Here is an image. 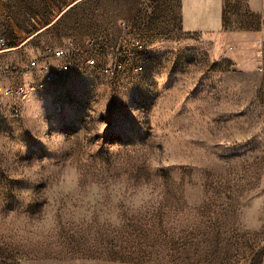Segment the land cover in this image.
I'll return each instance as SVG.
<instances>
[{
    "label": "rangeland",
    "instance_id": "1",
    "mask_svg": "<svg viewBox=\"0 0 264 264\" xmlns=\"http://www.w3.org/2000/svg\"><path fill=\"white\" fill-rule=\"evenodd\" d=\"M57 1L0 0L6 46L48 21L62 5ZM103 5L107 29L93 27L86 3L8 50L0 61L20 74L3 85L27 93L5 98L0 132L18 134L28 148L24 159L54 157L46 145L65 139L105 161L112 145L153 142L171 199L191 207L200 224L173 239L155 225L145 230L130 221L107 241L127 253L113 251L114 258L128 264H264V12L252 11L245 0H223L222 28L202 34L181 28L179 0ZM90 38L106 60L121 59L123 67L106 74L87 64ZM68 40L77 51L54 81L26 69L46 46ZM13 159L2 167L16 168ZM0 185L13 201L16 190L27 187L2 170ZM7 259L0 254V264Z\"/></svg>",
    "mask_w": 264,
    "mask_h": 264
},
{
    "label": "clouds",
    "instance_id": "2",
    "mask_svg": "<svg viewBox=\"0 0 264 264\" xmlns=\"http://www.w3.org/2000/svg\"><path fill=\"white\" fill-rule=\"evenodd\" d=\"M46 147L56 156L24 159L28 148L18 134L0 132V170L27 185L16 190L14 201L0 185V254L7 264H128L112 255L127 253L107 241L130 221L145 230L155 225L173 239L199 226L191 207L171 199L151 140L112 145L108 161L67 139ZM10 156L17 165L11 170L2 167Z\"/></svg>",
    "mask_w": 264,
    "mask_h": 264
},
{
    "label": "crops",
    "instance_id": "3",
    "mask_svg": "<svg viewBox=\"0 0 264 264\" xmlns=\"http://www.w3.org/2000/svg\"><path fill=\"white\" fill-rule=\"evenodd\" d=\"M55 1L58 2L57 0H51V4L55 3ZM245 1L252 11L264 12V0H245ZM61 2H62L61 7H59L55 11L53 9L51 10L53 15L49 17V20L41 24L35 31L29 34L26 38H28L30 35H32L33 33H35L40 29L42 31L39 32L38 34L42 33L43 31H46L56 23L62 21L71 11H74L77 7L84 5L86 3L92 6L90 10L91 13L90 18L91 21L94 22L93 27L94 28L98 27L99 30L107 29L108 10L106 7H103L104 6L103 4L108 2V0H61ZM70 4H72L71 7L66 11H64L63 14L59 16L52 25H49L58 16V14H60V12L65 10V8ZM179 6H180L179 7L180 25L183 30L196 31L198 33L205 34L208 32L219 31L222 28L223 0H179ZM72 25H73L72 27L75 26L74 24ZM33 38H31L29 41H31ZM23 41L21 42L19 41L16 43V45L9 47L6 46L5 43L6 49L0 52V60L4 61V59L6 58L5 54L8 52V50L16 49L17 46Z\"/></svg>",
    "mask_w": 264,
    "mask_h": 264
},
{
    "label": "built area",
    "instance_id": "4",
    "mask_svg": "<svg viewBox=\"0 0 264 264\" xmlns=\"http://www.w3.org/2000/svg\"><path fill=\"white\" fill-rule=\"evenodd\" d=\"M5 37L0 34V52L6 49ZM91 48V54L86 63L95 66L99 71L106 74H113L115 71L123 67L122 60H106L98 51V44L95 38H90L88 42ZM77 51L75 43L68 41L63 46H46L35 57L29 60L26 69L36 70L42 75V80L54 81L61 73L65 72L70 66V60ZM101 54L100 60L97 59ZM138 70V68H135ZM20 70L11 66L3 65L0 61V106L4 104L5 98L11 100L22 99L27 90L17 86H5L3 80L9 76L19 75ZM13 115L18 114V108L13 106Z\"/></svg>",
    "mask_w": 264,
    "mask_h": 264
},
{
    "label": "water",
    "instance_id": "5",
    "mask_svg": "<svg viewBox=\"0 0 264 264\" xmlns=\"http://www.w3.org/2000/svg\"><path fill=\"white\" fill-rule=\"evenodd\" d=\"M71 5L72 4H70L69 6H67L66 8H65V10H63L62 12H60V14H58V16L49 24V25H52L54 22H55V20L59 17V16H61L62 14H63V12L64 11H66L67 9H69L70 7H71ZM42 30L40 29V30H38V31H36L35 33H33L32 35H30L28 38H26L22 43H20L18 46H17V48L18 47H21V46H23L26 42H28L31 38H33L34 36H36L39 32H41Z\"/></svg>",
    "mask_w": 264,
    "mask_h": 264
},
{
    "label": "bare ground",
    "instance_id": "6",
    "mask_svg": "<svg viewBox=\"0 0 264 264\" xmlns=\"http://www.w3.org/2000/svg\"><path fill=\"white\" fill-rule=\"evenodd\" d=\"M136 68H140V67H136ZM46 81H51V80H46ZM12 111H13V109H12Z\"/></svg>",
    "mask_w": 264,
    "mask_h": 264
},
{
    "label": "trees",
    "instance_id": "7",
    "mask_svg": "<svg viewBox=\"0 0 264 264\" xmlns=\"http://www.w3.org/2000/svg\"><path fill=\"white\" fill-rule=\"evenodd\" d=\"M13 45H16V43H15V44H13Z\"/></svg>",
    "mask_w": 264,
    "mask_h": 264
}]
</instances>
